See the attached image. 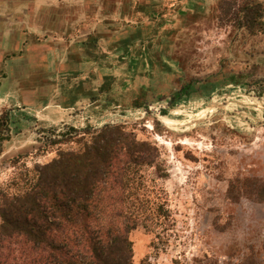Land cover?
Returning a JSON list of instances; mask_svg holds the SVG:
<instances>
[{"label":"rangeland","instance_id":"374dc122","mask_svg":"<svg viewBox=\"0 0 264 264\" xmlns=\"http://www.w3.org/2000/svg\"><path fill=\"white\" fill-rule=\"evenodd\" d=\"M164 1L151 8L160 17L148 26V39L131 42V59L140 45L148 46V71H135L140 63L133 60L127 68L129 59L116 54L112 77L92 76L89 83L98 90L54 121L42 109L25 110L1 97L10 135L0 156V187L59 150L78 148L74 142L51 145L57 132L120 125L158 149L155 165L141 173L149 198L166 201L174 221L166 231L138 227L130 234L134 264H241L250 256L264 264V32L248 34L230 16L222 18L219 7L264 8V0ZM133 22L135 34L144 29ZM163 42L167 54L159 51ZM90 72L83 69L84 81ZM67 78L58 81L67 84ZM187 84L189 93L182 89Z\"/></svg>","mask_w":264,"mask_h":264},{"label":"trees","instance_id":"16d2710c","mask_svg":"<svg viewBox=\"0 0 264 264\" xmlns=\"http://www.w3.org/2000/svg\"><path fill=\"white\" fill-rule=\"evenodd\" d=\"M219 7L222 18L230 16L248 34L264 32L260 3ZM9 133L10 115L3 111L0 156ZM53 136L51 145L74 142L78 148L59 150L0 187V264H134L130 234L174 224L167 202L149 198L141 173L155 165L158 149L120 125L70 126ZM241 264L259 263L250 256Z\"/></svg>","mask_w":264,"mask_h":264},{"label":"crops","instance_id":"0c3cea01","mask_svg":"<svg viewBox=\"0 0 264 264\" xmlns=\"http://www.w3.org/2000/svg\"><path fill=\"white\" fill-rule=\"evenodd\" d=\"M193 2L201 5L195 0L190 5ZM164 4V0H0V99L10 96V103H20L25 110L42 109L54 121L98 90L89 83L93 77L101 81L112 77L111 59L116 54L129 59L127 68L133 67V60L140 63L135 71H148L152 63L145 60L148 46L140 45L138 56L131 59V42L148 39V26L160 17L151 8ZM132 20L143 23L141 38L131 31ZM122 24L126 27L121 29ZM163 43L159 51L167 54L170 47ZM84 68H91L86 81ZM63 76H69L67 84L58 81ZM56 90L61 97L54 99Z\"/></svg>","mask_w":264,"mask_h":264},{"label":"bare ground","instance_id":"6f19581e","mask_svg":"<svg viewBox=\"0 0 264 264\" xmlns=\"http://www.w3.org/2000/svg\"><path fill=\"white\" fill-rule=\"evenodd\" d=\"M149 127V126H148Z\"/></svg>","mask_w":264,"mask_h":264}]
</instances>
